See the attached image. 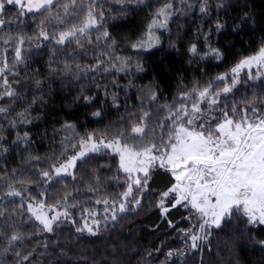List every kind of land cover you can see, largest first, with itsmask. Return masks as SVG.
<instances>
[{
	"label": "trees",
	"instance_id": "16d2710c",
	"mask_svg": "<svg viewBox=\"0 0 264 264\" xmlns=\"http://www.w3.org/2000/svg\"><path fill=\"white\" fill-rule=\"evenodd\" d=\"M66 2L60 0L50 12L25 10L23 15L18 6L6 4L0 13L5 20L0 27V67L5 61L9 65L0 77V94L5 91V78L15 93L0 99V107L7 109L0 113V231L10 235L18 230L24 234L18 251L21 256H31L22 264H182L178 256L167 260L170 249L186 251L183 264H264V226L249 223L247 217L235 210L222 221L221 227L210 230L211 235L201 242V248L191 249L189 240L185 249L184 234L179 230L195 225L193 231H198V214L182 205L172 208L175 194H170L164 201L170 210L167 218H162L157 204L161 194L173 185V179L158 165L151 172L150 191L139 210L130 211L117 221L101 223L96 235L78 233L66 221L59 227L54 225L51 233L44 232L25 206L29 198L52 205L68 191L75 205L68 211L79 225L83 223L85 208L96 211L97 219L103 222L104 205L95 200L118 199L125 187L126 174L119 169L117 155L106 150H102L106 154L92 153L87 164L77 162L75 180L62 177L63 183L50 188L41 181L40 170L62 160V153L73 152L68 138L78 144L88 134L97 139L106 132L111 139L121 129L130 134L132 125L139 122L145 111L151 114L148 135L151 137L155 131L159 143L160 123H169L165 120L166 106L177 102L183 92H191L194 86L212 83L213 91L221 92L217 111L209 114L206 101L200 105L213 128L222 120L223 111L232 116L233 107L238 111L237 119L244 115L240 110H247L252 117V103L258 114L264 116V75L254 80L243 73L238 77L240 82L227 94L222 89L231 84L233 77L217 79L264 47V0H95V14L103 12L104 19L81 37L83 48L74 41L57 45L38 35L41 21L47 23L52 35L82 22L83 14L63 16L62 5ZM202 3L208 6L206 13L200 11ZM165 4L173 5L167 27L153 25L156 13ZM57 13L65 23L46 19L56 17ZM217 24L222 27L218 29ZM105 30L109 33L107 41L102 35ZM19 36L24 38L23 62L16 64L15 38ZM8 37L13 39L5 44ZM141 41L151 42V47H133ZM193 46L195 52L191 51ZM211 49L219 50V57ZM85 50L87 55L83 54ZM97 59L110 70H77V64L91 66ZM65 63L71 65L72 72L65 70ZM153 93L156 100L147 103L146 96ZM187 103L190 105L191 101ZM96 112L100 116H95ZM66 124L74 126L71 137L63 135ZM164 135L167 136V128ZM20 179L32 181L28 185L15 183L18 189L28 188L23 206L20 197L4 196L7 183ZM44 192L46 195H42ZM190 215L191 220L186 219ZM169 221L173 227H169ZM4 222L11 227L3 228ZM3 239L6 242L7 237ZM0 257L7 264H17L15 253H4L2 243Z\"/></svg>",
	"mask_w": 264,
	"mask_h": 264
},
{
	"label": "snow or ice",
	"instance_id": "6c2138e0",
	"mask_svg": "<svg viewBox=\"0 0 264 264\" xmlns=\"http://www.w3.org/2000/svg\"><path fill=\"white\" fill-rule=\"evenodd\" d=\"M60 0H0V13H3L6 4L16 5L20 8V15L27 12H39L41 9L45 11L51 10ZM95 0H68L63 3V16H70L73 13L83 14L80 24L73 23L70 28L60 30L57 35H52L48 31V25L45 21H41L39 25V37L46 41H55L57 45H65L73 41L79 48L84 45L81 37L88 34L89 29L96 28L98 21L103 20V12L97 16L95 14ZM87 11L84 12V8ZM172 4L165 6L156 13V19L153 25L159 24L160 27H167V21L171 13L169 9ZM201 13L208 11L206 3L200 6ZM163 17V19H159ZM47 20L56 19L58 23L63 24L65 20L57 13L56 17L49 16ZM5 20L0 18V27H3ZM222 25L217 24V28ZM103 39L107 41L109 33L103 31ZM151 26L149 36L151 37ZM12 37L4 39L5 44H9ZM98 41L100 37H97ZM15 61L16 64L23 62L22 48L24 44L23 36L15 38ZM90 43V41H89ZM40 45H37L39 47ZM134 48L151 47V42L147 44L143 41L133 45ZM191 51L195 52V46ZM211 52L219 57L220 53L217 49H211ZM87 55V50L84 51ZM104 61L97 59L95 65L81 67L77 64L79 72L99 73L101 71L108 72L107 66L102 67ZM253 66L264 68V47L251 57H247L234 67L232 71L233 79L230 85L224 86L222 92L227 94L239 83V73L242 68H251ZM13 69L15 65L12 66ZM65 70L72 72L70 64L65 63ZM114 68L115 65H112ZM9 70V65L5 61L3 67H0V77ZM138 70H141L138 68ZM264 73H257L259 78ZM252 79V77H249ZM218 80H225V76L217 77ZM5 91L0 94L12 97L14 91L9 87V81L3 80ZM40 82L37 81V86ZM221 92L213 91V84L209 83L203 87L194 86L191 92L185 91L178 98L177 102L167 105V115L165 120L169 123H160L161 135L159 143L155 139V131L151 137L148 135V118L151 115L145 111L140 117L138 123H134L131 127L130 134H126L121 129L119 134L108 138V133L101 135L99 139L94 134H88L79 139L78 144L71 143L72 138H68V144L71 145L73 152H64V157L52 164L48 169H41V181L49 188L52 184L63 183L62 177L71 176L76 179L75 171L77 162L87 164L91 159L90 153L106 154L102 150L108 149L119 157V169L126 174L124 184L125 187L119 192L118 199L109 200L108 198L96 199V204H103V221L109 219L117 221L121 216L128 212H136L142 206V200L146 199V193L150 191L149 181L151 172L158 164L161 168H167L171 171L176 183L167 191L161 194L157 207L161 209L162 218H167L169 208L165 206V199L170 194H175L172 208L182 205L185 208L190 207L194 210L199 220L198 231H193L195 225L188 229H181L185 238V249H187V241H191L190 247L197 250L202 247L201 242L206 241L211 235L213 227L219 228L222 221L230 218L235 211L242 210L247 216L248 222L251 224H264V116L258 114L255 104L249 105L252 117L249 118L247 110L239 119L236 118L238 111L235 107L232 109V116L225 110L223 118L213 128L210 120L205 118L204 110L201 104L205 101L209 105L208 113L217 111L216 105L219 102ZM91 98L86 97L90 101ZM153 101L156 96L151 95ZM115 101V97H113ZM191 101L189 105L187 102ZM7 109L0 107V113H5ZM100 116V112L94 113ZM214 118V117H213ZM199 121V123H197ZM67 129H74L73 125L66 124ZM167 128V136L164 135V129ZM27 140V134L24 137ZM67 147V145L65 146ZM15 175V173L13 174ZM15 183L21 185L31 184V180H14L6 185L4 196L8 198L20 197L23 206L25 192L27 187L16 188ZM93 188L90 187L89 191ZM31 195V194H30ZM46 195V192L42 193ZM71 192L64 191L63 199L57 200L52 205H47L44 200L29 198L27 201V212L31 217L42 225V231L51 233L53 226L59 227L65 221L76 228V231H87L90 235H96L100 230L101 220L97 219L98 213L94 210L85 208L83 210V224L79 225L75 218L70 214L68 209L75 206L69 199ZM63 207V211L59 209ZM47 208V211L45 209ZM49 213H53L49 215ZM2 215V213H0ZM192 216L186 217L191 220ZM3 228L11 227L8 222H4ZM169 227H173L169 221ZM7 237L4 242V237ZM24 239V234L20 231H14L10 235L0 231V243L3 244L4 253L13 252L17 256V264L28 262L31 253L21 256L18 251L19 243ZM174 256H178L183 264L186 251L182 249H170L166 253L167 260H171ZM0 264L7 262L0 257Z\"/></svg>",
	"mask_w": 264,
	"mask_h": 264
},
{
	"label": "rangeland",
	"instance_id": "374dc122",
	"mask_svg": "<svg viewBox=\"0 0 264 264\" xmlns=\"http://www.w3.org/2000/svg\"><path fill=\"white\" fill-rule=\"evenodd\" d=\"M136 1H138V0H136ZM25 2H26V0H25ZM169 12L171 13V15L169 16V18H168V22L171 20V18H172V12L170 11V9H169ZM260 50V49H259ZM259 50H258V52H259ZM257 52V53H258ZM257 53H255L254 55H256ZM254 55H252V56H254ZM251 57V56H250ZM239 64V63H238ZM237 64V65H238ZM236 65V66H237ZM236 66H234V67H236ZM233 67V68H234ZM232 68V69H233ZM232 69H230L224 76L225 77H233V75H232ZM264 73V68H261V67H256V66H253V67H251V68H247V67H245V68H242L241 70H240V73H239V76L240 75H242L243 73H247V75L250 77H252V79H254V80H256V79H258V78H256V74L257 73ZM261 76H263V75H261ZM260 76V77H261ZM259 77V78H260ZM148 93V92H147ZM151 95L152 94H149V95H147L146 96V102L147 103H149V102H151V101H153L152 99H151ZM250 118V117H249ZM74 134V131H73V129H67V128H64V130H63V135L64 136H72ZM104 150H106V151H109L110 153H112L111 152V150H108V149H104ZM90 154H92V153H90ZM112 154H114V153H112ZM114 155H116V154H114ZM117 157H118V155H117ZM118 162H119V157H118ZM158 165V164H157ZM159 166V165H158ZM166 169V171L170 174V176L172 177V179H173V184H175L176 183V181H175V179H174V177H173V175H172V173H171V171L170 170H168L167 168H165ZM121 171V170H120ZM121 172H123V171H121ZM124 173V172H123ZM125 174V173H124ZM25 206H26V210H27V201L25 202ZM60 211H63L64 209H62V208H60L59 209ZM45 211H47V208L45 209ZM240 212L244 215V213H243V211L242 210H240ZM28 213V212H27ZM53 213H49V215H52ZM28 215L29 216H31L30 215V213H28ZM245 216V215H244ZM245 217H247V216H245ZM35 222H37L38 224H39V222L38 221H36L35 220V218L34 217H31ZM102 223H105L104 221L102 222ZM83 224V223H82ZM255 224H259L258 222L257 223H255ZM40 225V224H39ZM259 225H263L264 226V224H259ZM41 227H42V225H40ZM53 228H54V226H53ZM85 232H87V231H85ZM88 233V232H87Z\"/></svg>",
	"mask_w": 264,
	"mask_h": 264
}]
</instances>
